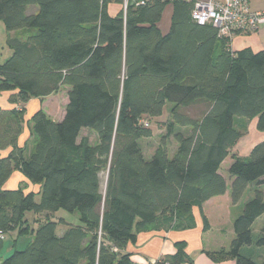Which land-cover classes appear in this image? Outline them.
<instances>
[{
	"label": "trees",
	"instance_id": "trees-1",
	"mask_svg": "<svg viewBox=\"0 0 264 264\" xmlns=\"http://www.w3.org/2000/svg\"><path fill=\"white\" fill-rule=\"evenodd\" d=\"M192 9L185 0H0L10 51L0 61V92L17 91L12 101L25 106L69 88L62 121L40 109L27 122L36 139L29 155L18 146L25 109H0V150L12 149L0 158V253L6 233L29 232L30 213L48 214L34 219L30 246L0 264H134L125 250L139 232L193 229L195 207L209 229L203 205L227 192L220 170L244 135L236 119L256 120L264 132V50L234 52L232 40L193 20ZM168 104L167 134L147 160L140 141L153 133L145 119L161 117ZM84 129L96 133V144L79 141ZM233 158L235 206L250 185H264V141ZM15 171L39 193L5 189ZM59 210L78 217L62 236L63 220L49 218ZM263 215L257 189L233 223L229 249L207 255L264 264L242 254L264 248V231L253 234ZM177 246L157 264H192L184 244Z\"/></svg>",
	"mask_w": 264,
	"mask_h": 264
},
{
	"label": "crops",
	"instance_id": "crops-1",
	"mask_svg": "<svg viewBox=\"0 0 264 264\" xmlns=\"http://www.w3.org/2000/svg\"><path fill=\"white\" fill-rule=\"evenodd\" d=\"M250 7L252 11H264V0H251ZM171 15L172 9L170 16ZM231 47L234 52L243 50L245 48H250L254 52L263 51L264 28L254 33H237L232 38ZM16 93L17 91L0 92V109L12 110L16 108L20 109L21 107L25 109V122L23 123V130L18 140V146L20 148H24L27 152L26 155H29L35 145L36 139L34 136H31L27 122L40 109H42L53 121H62L65 116L66 107L68 104V96L65 104L62 105V107L60 106L58 110L54 111V109L50 110L49 106L47 105L49 99L56 96L55 94L44 98V102L42 104L41 99L34 98L30 100V102H28L25 106H22V104L12 101V97ZM236 126L241 131L245 130L243 137L246 136L249 131L254 132L256 135V140L247 147L240 146L238 142L237 145L232 149L231 154L222 164L220 173L227 181V192L222 196L210 199L203 205V212L208 219L209 229L204 230V221L202 214L198 208H194L193 213L195 215V227L193 229L167 230L163 228H157L141 231L137 234L136 242L128 244L125 250L126 253L132 255L134 264H154L156 261L168 259L176 253L178 249L177 245L180 243L184 244L185 252L192 259V264H235L234 260L226 262H214L207 255V252L213 253L221 250H228L234 238L233 223L237 217H232L231 210L233 208L241 206L240 204L242 201L235 206L232 205L231 202V185L233 179L230 177L228 171L231 164L233 163V156L236 155L238 157L246 158L250 155L251 150L256 144L264 141V132H260L257 130L256 120L248 121L238 118L236 119ZM85 130L89 129H84L83 131ZM91 132L94 138H96L97 142L96 133L93 131ZM11 151V148L0 150V158L8 157ZM230 158H232L231 164L228 163V160ZM226 164L227 167L226 169H224ZM4 188L7 190H17L19 188H23L26 193H39L40 191V186L31 183L20 171H15L13 173L10 179L6 182ZM208 206L213 207V209H215V213L217 211L215 217L209 216L208 211L206 210ZM197 211H199V214L197 213ZM77 220L78 219H76V221ZM258 220H260V218ZM65 231L66 230L58 235L62 236ZM243 250L244 249H242V252Z\"/></svg>",
	"mask_w": 264,
	"mask_h": 264
},
{
	"label": "rangeland",
	"instance_id": "rangeland-1",
	"mask_svg": "<svg viewBox=\"0 0 264 264\" xmlns=\"http://www.w3.org/2000/svg\"><path fill=\"white\" fill-rule=\"evenodd\" d=\"M35 10L36 9L34 7L30 8L31 12H33ZM170 13H171V7L169 6L166 9L164 18L160 24L161 29L164 33H166L168 31V28L170 26V22H171ZM6 46H7V32H6V29H5L3 22L0 21V49L2 50V52L0 54V61L1 62H4L5 60H7V58L10 56V51L8 50V48ZM68 89L69 88H66V87L62 88L60 92L55 94L56 96L49 99L47 106H49L50 110L54 109V111H56L59 109L60 106L62 107V105L65 104V101L67 99V94H68L67 90ZM43 102L44 101L42 100L41 104ZM171 107H172V105L168 104L163 110V115L159 118H154V119L146 118L145 119L146 125H148V127L152 130V133H153L150 138L142 139L140 141V144H141L142 149H143L144 154H145V158L147 160L151 159V155L154 153V151L160 145L162 137L166 136V134H167L166 125L170 122L169 110ZM25 115L26 114L24 113V117H25ZM243 131H245V130H243ZM176 132H183L186 135L189 134L188 129L180 128L178 126L176 127ZM255 138H256L255 133L249 131V133L246 136H244L243 138H241L239 140V145L243 146V147L244 146L247 147L248 145L250 146L252 144V142H254L256 140ZM82 140H84V141L87 140L88 143L91 145L96 144V138H94V136L90 130H85L82 132L80 141H82ZM176 148H177V144L174 141L173 137H171L169 139L170 158H172L174 156ZM231 160H232V158H230L228 160V163L231 164ZM226 167H227V164L225 165L224 169H226ZM102 181L105 182V174L102 175ZM257 189H260L264 192V185H260V186L255 185V184L250 185V188L246 191L244 198L240 204L241 206H239L237 208H233L231 210L232 217L240 216V214L242 213V211L244 209L245 204L247 203V201H249L251 198L254 197V193ZM195 208H198V207H195ZM206 210L208 211V214L210 217L216 216L217 211L215 213V209H213V207L208 206L206 208ZM199 211H197L198 214H199ZM226 213H225V215H226ZM47 215L48 214H46V213L41 214V215L30 213L28 216L29 223H30L29 232L24 233L22 235L19 234L18 230H15L14 232L6 233L3 236L4 246H3V249L0 253V262L4 259L10 257L12 254H14L17 251L18 252L25 251L30 246L31 242L34 239V233L32 232V230H37V228L39 227V223L34 221V219L35 220L37 219L39 221H45L47 218L46 217ZM192 216L195 217L193 211H192ZM261 217L262 218H260V220H258L253 227V234H254L255 239H257L258 236H260L261 233L264 231V215ZM49 218H50V220L59 222L60 224L62 223L61 220H63L64 225L63 224L59 225L58 230H57L58 234H61L67 228L66 224H74L76 222L77 215L68 213L64 210H59L56 213L49 214ZM243 249L244 250H243L242 254H244L246 256H250L260 263L263 261V259H264V248H258L257 246H252V247H244ZM226 261H232V259L225 260V262ZM156 263H157V261H156Z\"/></svg>",
	"mask_w": 264,
	"mask_h": 264
},
{
	"label": "built area",
	"instance_id": "built-area-1",
	"mask_svg": "<svg viewBox=\"0 0 264 264\" xmlns=\"http://www.w3.org/2000/svg\"><path fill=\"white\" fill-rule=\"evenodd\" d=\"M185 1L193 3V20L202 26L212 25L220 38L232 40L237 33H254L264 28V11H252L251 0Z\"/></svg>",
	"mask_w": 264,
	"mask_h": 264
}]
</instances>
